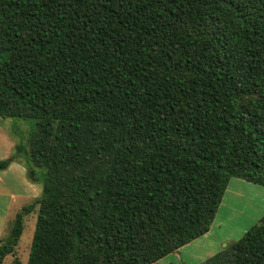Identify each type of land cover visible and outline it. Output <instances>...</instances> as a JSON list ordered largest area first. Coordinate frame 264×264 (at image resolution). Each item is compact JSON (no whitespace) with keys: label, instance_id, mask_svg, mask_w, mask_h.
Masks as SVG:
<instances>
[{"label":"trees","instance_id":"obj_1","mask_svg":"<svg viewBox=\"0 0 264 264\" xmlns=\"http://www.w3.org/2000/svg\"><path fill=\"white\" fill-rule=\"evenodd\" d=\"M7 117L31 126L0 170L41 192L0 264L32 214L26 264H163L230 178L264 185V0H0ZM198 264H264V214Z\"/></svg>","mask_w":264,"mask_h":264},{"label":"crops","instance_id":"obj_2","mask_svg":"<svg viewBox=\"0 0 264 264\" xmlns=\"http://www.w3.org/2000/svg\"><path fill=\"white\" fill-rule=\"evenodd\" d=\"M13 145L12 138L0 130V159L6 158L10 154ZM239 179L241 178H230L209 230L202 236L181 246L175 252L162 257L159 260L160 263L166 264L165 259L169 257L168 263L198 264L218 252L237 234L240 222L237 224L235 212L240 213L239 207L246 202L248 203L246 201L247 196H249V200L253 198L255 201L256 196L263 194L258 191L259 186ZM40 192L41 185L31 182L27 178L25 167L21 163L13 161L7 168L0 170V237L3 235L7 220L13 218L25 204L37 197ZM262 198L263 195L260 199ZM239 201H242V204L237 207ZM251 203H248L249 208L245 210V214L251 213L252 209L257 211L256 201L254 206ZM223 207H225L224 215L219 216ZM250 213L246 216L247 220L250 219ZM29 217H35V214L28 216L25 221ZM4 264L8 263L4 261Z\"/></svg>","mask_w":264,"mask_h":264},{"label":"rangeland","instance_id":"obj_3","mask_svg":"<svg viewBox=\"0 0 264 264\" xmlns=\"http://www.w3.org/2000/svg\"><path fill=\"white\" fill-rule=\"evenodd\" d=\"M30 126L31 125L27 120L18 118V117H7V118L0 119V130L4 131V133H6L9 137H11L14 143L18 141L25 142L28 139L29 132H30ZM239 180H243V179H239ZM243 181L259 186L260 189H258V191L260 193H263L262 194L263 200L260 199L262 195L256 196L254 199L257 203V206H256L257 211L252 209L251 213L248 212L246 214H245V210H248L249 208L248 203L252 202L251 205L254 206L255 201L253 200V198L249 200L248 198L249 196H247L246 198L247 199L246 201H248V203L246 202L244 203V205L240 206L242 204V201L241 202L239 201L240 203L237 207L240 206L239 209L241 210V212L240 213L235 212V216H237V224L240 222L239 223L240 225H238L239 228L237 230V234H235L231 240H236L240 238L242 236L243 231H245L246 229L250 228L252 225L257 223L258 219L264 214V185L252 183L246 180H243ZM224 209L225 207H223V209L219 213V216H221L222 214L224 215ZM249 213H250V219L247 220L246 216ZM34 224H35V217H32V218L29 217L28 220L24 222L23 231L19 239V243L17 245V252L15 255L16 258L19 259L20 264H26L28 247L31 242V238H32L33 230H34ZM168 259L170 258L168 257L167 259H165L166 261L165 263H168L169 261ZM4 261L8 264H15L14 257L12 255H8Z\"/></svg>","mask_w":264,"mask_h":264}]
</instances>
